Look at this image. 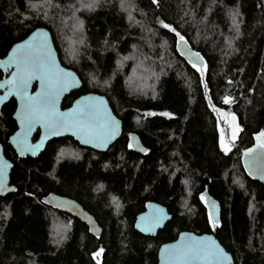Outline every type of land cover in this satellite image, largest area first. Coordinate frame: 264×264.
<instances>
[{"label":"trees","instance_id":"16d2710c","mask_svg":"<svg viewBox=\"0 0 264 264\" xmlns=\"http://www.w3.org/2000/svg\"><path fill=\"white\" fill-rule=\"evenodd\" d=\"M50 1L0 0V60L35 29H48L62 65L83 83L63 108L87 93L103 95L123 135L107 152L66 137L37 159H20L9 145L16 102L2 107L0 143L17 191L0 198V264H158L160 247L181 232L213 233L206 191L220 206L214 233L234 264H264V186L241 164V152L264 132V0H129L131 18L119 0H97L94 9L82 0ZM162 21L202 56L203 74L179 54V38ZM135 59L148 76L133 94L126 78ZM213 107L232 113L242 129L231 152L221 148ZM129 134L147 155L131 150ZM51 194L77 201L101 237L45 205ZM150 201L173 216L156 237L134 229Z\"/></svg>","mask_w":264,"mask_h":264},{"label":"water","instance_id":"95a60500","mask_svg":"<svg viewBox=\"0 0 264 264\" xmlns=\"http://www.w3.org/2000/svg\"><path fill=\"white\" fill-rule=\"evenodd\" d=\"M34 37H38L37 42L43 41L46 37L47 48L50 50L51 58L54 60L55 67L64 73H71L72 79L75 81L74 84L65 88L60 93L59 98L56 102L57 112L69 113L77 107L78 102H83L86 97H95L96 98L95 102L98 105H101L102 108L106 110L107 114L111 117V119L116 122L115 132L106 142L101 143L99 141L93 140L88 143H85L84 142L85 138L75 129H64L61 130L59 133L53 134L49 131V129L45 125V122L42 120L34 123V125L31 128V131H27V127L22 122L21 119V111L24 106V100L20 95H16L10 90V82L13 78V74L17 71V69L13 64H9L8 61L12 55L13 49H15L17 45L32 41ZM177 50L179 54L189 64L192 65V62H195L197 67L204 68L205 65L204 59L200 54H199V58L196 57L195 54L197 52H195L191 48L188 42L187 44H182L180 41H178ZM0 71L4 74L3 79L0 80V110L5 104L10 102L11 100H14L16 102V109L13 115V119L17 124V130L10 137L9 143L13 148V150L15 151L16 155L20 159H26V158L37 159L46 150L48 144L55 139L71 137L82 147L92 149L96 152H107L110 149V147H112L122 137L123 123L115 115V113L113 112L110 106L108 99L103 95L96 93H87L75 99L71 104V106L67 108H63V103L65 98L70 96L72 93L80 90L83 86V83L75 71L66 68L65 66L62 65L59 59L58 52L54 45L52 35L48 29L44 27L37 28L34 31H32L27 38L13 45V47L10 49L8 54L3 59L0 60ZM44 90H45V84L42 83L40 79L33 78L30 84L28 85L27 94L32 97H37ZM37 132L40 133V136L36 142H33ZM25 133L27 134L28 144L32 145L33 147H35L36 145H40V147L36 149L34 152L31 150H24L22 153V146L20 144V140L23 134ZM260 133H257L253 136L254 139L253 145L247 149H244L241 152V164L248 178H250L253 181H257L264 186V170H257L255 165L253 164L252 157L245 156V153L248 152L250 149L257 150L254 155H260L261 153H264V149H260L258 147L259 141L257 140V137L259 136ZM128 137H129L130 147L133 152L143 156L147 155L148 150L143 145L139 136L135 134H129ZM13 167H14L13 163L6 158L4 153V148L0 144V170H2L0 171V179H2L3 181L2 185H0V198H3L8 194L17 191V189L11 185L10 176ZM204 199H205V206L208 211V217H209V213H211L212 218L215 221H217V226L215 227V229H213L212 227L213 233L196 234L189 231L181 232L178 235L177 239H175L172 242L165 243L160 247L158 252V264H167L166 258L162 254L163 249H165L166 247L172 248L177 245H180L189 237L197 240L207 239L209 241L214 242L220 249L223 250L224 254L228 257V259L224 262V264H234L233 256L229 252H227V250L221 245V243L216 238V235L214 233L220 224V215H221L220 206L218 202H216L213 198H211V196L208 194L207 191L204 193ZM44 204L53 209L59 210L61 213L70 215L78 219L88 227L90 235L96 238L101 237L103 232L102 228L98 225L95 218L89 212H87L77 201L57 194H51L50 196L44 199ZM161 209L163 210V212L161 213L163 219L161 220L160 226L155 227L151 230H145L146 223L145 220L142 218L149 217L153 213H156L157 210H161ZM172 218L173 216L169 213L168 209L165 206L157 202L150 201L146 204L145 210L136 217L134 229L139 234L145 237H156L158 233L162 231L169 222L172 221Z\"/></svg>","mask_w":264,"mask_h":264},{"label":"snow or ice","instance_id":"6c2138e0","mask_svg":"<svg viewBox=\"0 0 264 264\" xmlns=\"http://www.w3.org/2000/svg\"><path fill=\"white\" fill-rule=\"evenodd\" d=\"M49 2V0H45ZM153 4L159 6V0H152ZM89 9H94L95 3H89L87 5ZM238 15V14H237ZM235 24V15L233 17ZM165 29L175 33L176 37L182 44H187L183 35H180L174 27L169 24L161 22ZM238 30V25H236ZM38 41V37H34L32 41L24 44L17 45L13 49L12 55L9 58V64H13L17 71L13 74V78L10 82V90L20 95L24 100V106L21 111L22 122L26 125L27 131H31L34 123L38 121H44L46 127L53 134L59 133L64 129H75L84 138V142L96 140L101 143L106 142L111 135L115 132L116 122L111 119L106 110L98 105L95 101V97H86L83 102H78L77 107L69 113H58L56 110V102L60 93L75 81L72 79L71 73H64L55 67L54 60L51 58L50 50L47 48L46 37L43 41ZM199 58V53L195 54ZM192 66L196 68L198 72H203L206 69L197 67L195 62H192ZM33 78H38L45 84V90L37 97H32L27 94L28 85ZM207 87V85H205ZM226 104H230L232 101L229 98H225ZM102 104V102H101ZM213 111H219L213 107ZM149 115H156L155 113H149ZM163 115H169L164 113ZM224 121L229 124L232 131V140L228 141L224 129H221L220 139L221 148L225 153L231 152V144L234 143L236 137L242 129L236 123V117L232 115L229 117L227 113L220 114ZM259 141L258 147L264 149V132H261L257 137ZM22 146V153L24 150L35 151L40 147L36 145L33 147L27 142V134H23L20 140ZM256 149H250L245 153L246 157H252L253 164L257 170H264V153L260 155H254ZM2 171V170H0ZM3 181L0 179V185ZM203 200L204 197L202 196ZM163 210H157L149 217H144L146 229L151 230L160 226L163 219L161 213ZM209 221L215 229L217 221L212 218V214L209 213ZM57 237L62 238L60 230L56 231ZM59 242V240L57 241ZM103 250L101 249V252ZM167 261V264H224L228 257L224 254L214 242L207 239H194L187 238L183 243L172 248L166 247L162 253ZM97 256L100 255L98 252Z\"/></svg>","mask_w":264,"mask_h":264},{"label":"rangeland","instance_id":"374dc122","mask_svg":"<svg viewBox=\"0 0 264 264\" xmlns=\"http://www.w3.org/2000/svg\"><path fill=\"white\" fill-rule=\"evenodd\" d=\"M128 1L129 0H119V3L122 6V11H124V13L126 14V16L128 18H131L133 16V14H134L135 8H132V6L129 5ZM86 2H89V3H93L94 2L96 6L99 4V2L97 0H82V1H80V4H85ZM35 6H36V4L35 5L33 4L31 7H35ZM73 21L74 20L72 18L71 22H73ZM126 61H127V64H129L130 63V58H128ZM121 64L125 65V63H123V62H121ZM146 64H147V62L145 61L146 69H151V65L148 68ZM145 72L146 71L144 70L143 65L139 64V66H138L137 62H136V59H135V63L133 65V69L131 70L130 75L126 78V87H127L128 91L130 93L134 94V93H137L139 90H142L140 85H142L144 83V81H145L144 77L148 76L147 74H145ZM149 75L151 76L150 79L152 78L154 80L156 78L155 71H154V73H151ZM155 85L152 84L151 86H149L147 88V90L151 89L153 86L155 87ZM221 113H227L229 115V117H231L233 114L230 113L229 111H218L217 112L219 133L221 134V129H224V131L226 133L227 140L231 141L232 140V131H231L230 127H229V124L227 122H225L223 117L220 115ZM220 142H221V140H220ZM232 145H233V143L231 144V146Z\"/></svg>","mask_w":264,"mask_h":264},{"label":"flooded vegetation","instance_id":"af4514ba","mask_svg":"<svg viewBox=\"0 0 264 264\" xmlns=\"http://www.w3.org/2000/svg\"><path fill=\"white\" fill-rule=\"evenodd\" d=\"M3 77H4V75H3ZM3 79V78H2ZM1 79V80H2ZM17 125V124H16ZM17 130V129H16ZM39 136H40V133L39 132H37V134L35 135V137H34V140H33V142H36L37 140H38V138H39ZM10 139V138H9ZM1 144V143H0ZM2 145V144H1ZM9 145H10V143H9ZM3 146V145H2ZM11 146V145H10ZM9 160V159H8ZM205 200V199H204Z\"/></svg>","mask_w":264,"mask_h":264}]
</instances>
